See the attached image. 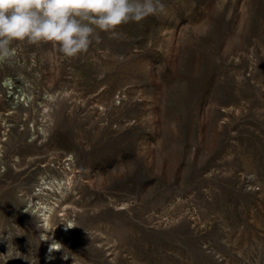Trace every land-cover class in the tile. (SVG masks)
<instances>
[{"label": "rangeland", "instance_id": "obj_1", "mask_svg": "<svg viewBox=\"0 0 264 264\" xmlns=\"http://www.w3.org/2000/svg\"><path fill=\"white\" fill-rule=\"evenodd\" d=\"M163 2L0 64V264H264V0Z\"/></svg>", "mask_w": 264, "mask_h": 264}, {"label": "clouds", "instance_id": "obj_2", "mask_svg": "<svg viewBox=\"0 0 264 264\" xmlns=\"http://www.w3.org/2000/svg\"><path fill=\"white\" fill-rule=\"evenodd\" d=\"M159 14H166L163 0H0V64L22 44H50L75 58L99 42L100 32Z\"/></svg>", "mask_w": 264, "mask_h": 264}, {"label": "bare ground", "instance_id": "obj_3", "mask_svg": "<svg viewBox=\"0 0 264 264\" xmlns=\"http://www.w3.org/2000/svg\"><path fill=\"white\" fill-rule=\"evenodd\" d=\"M64 171V170H63ZM72 171V170H71ZM57 172V171H56ZM65 172V171H64ZM51 175H53L52 173H51ZM57 176V175H56ZM63 178V177H62ZM70 182H71V177H69V176H66V178H65V184H66V186H68L69 184H70ZM47 183V182H46ZM58 185L60 186V182L58 183ZM63 185V184H62ZM49 186V185H48ZM45 188V187H44ZM43 188V190H45ZM48 188V187H47ZM57 190V189H56ZM61 191V190H60ZM59 191V192H60ZM45 192V191H44ZM57 192V191H56ZM39 194H42V191H41V193H39ZM49 194V193H48ZM56 196H57V194H56ZM62 196V195H61ZM48 199V198H47ZM55 199V198H54ZM44 201V200H43ZM45 203V202H44ZM49 203V202H48ZM72 205V204H71ZM54 206H55V203H53V204H45V205H41V206H39V210L40 211H42V216H43V225L46 227V228H50V230H51V228L54 226V228H53V231H55L56 232V229L58 230V231H61L63 234L64 233H66L69 229H71V228H69V225H71V223L70 224H67V223H64L63 221H58V224L60 225V226H55V222H57V218L55 219V217L53 216V214H52V210L54 209ZM61 211H63L62 213H61V215H62V217L60 218V220H63V219H65V218H67V214H68V211H67V209L65 208H62L61 209ZM60 222V223H59ZM44 227V228H45ZM48 228V229H49ZM58 228H60V229H58ZM48 231V230H47ZM52 231V232H53ZM45 237H47V235L45 236ZM49 237V236H48ZM50 242V241H49ZM52 246V245H51ZM50 247V246H49Z\"/></svg>", "mask_w": 264, "mask_h": 264}]
</instances>
